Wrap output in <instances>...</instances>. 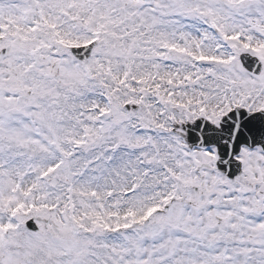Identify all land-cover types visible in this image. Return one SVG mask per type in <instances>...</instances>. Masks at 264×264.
<instances>
[{
  "label": "snow or ice",
  "instance_id": "6c2138e0",
  "mask_svg": "<svg viewBox=\"0 0 264 264\" xmlns=\"http://www.w3.org/2000/svg\"><path fill=\"white\" fill-rule=\"evenodd\" d=\"M0 264H264V0H0Z\"/></svg>",
  "mask_w": 264,
  "mask_h": 264
}]
</instances>
